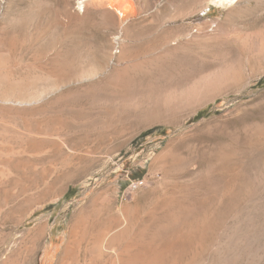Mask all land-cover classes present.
I'll use <instances>...</instances> for the list:
<instances>
[{
	"label": "rangeland",
	"instance_id": "1",
	"mask_svg": "<svg viewBox=\"0 0 264 264\" xmlns=\"http://www.w3.org/2000/svg\"><path fill=\"white\" fill-rule=\"evenodd\" d=\"M211 1L0 0V264H264V0Z\"/></svg>",
	"mask_w": 264,
	"mask_h": 264
},
{
	"label": "bare ground",
	"instance_id": "2",
	"mask_svg": "<svg viewBox=\"0 0 264 264\" xmlns=\"http://www.w3.org/2000/svg\"><path fill=\"white\" fill-rule=\"evenodd\" d=\"M240 0H212L211 3L222 9H228L238 3ZM107 6L109 8H113L115 4V0H106ZM120 3L123 4V8H120L121 11L119 14V18L121 23L126 22L130 17L134 15V9L131 6L129 0H120ZM122 7V6H121ZM114 9V8H113Z\"/></svg>",
	"mask_w": 264,
	"mask_h": 264
},
{
	"label": "built area",
	"instance_id": "3",
	"mask_svg": "<svg viewBox=\"0 0 264 264\" xmlns=\"http://www.w3.org/2000/svg\"><path fill=\"white\" fill-rule=\"evenodd\" d=\"M77 3L79 5V7H82V3H80V2H77ZM143 185H144V181H142V180L130 181L125 193L127 195H130V194L136 192L137 190H139Z\"/></svg>",
	"mask_w": 264,
	"mask_h": 264
},
{
	"label": "trees",
	"instance_id": "4",
	"mask_svg": "<svg viewBox=\"0 0 264 264\" xmlns=\"http://www.w3.org/2000/svg\"><path fill=\"white\" fill-rule=\"evenodd\" d=\"M200 115H198V117H199ZM71 191H70V189L67 191V193L65 194V196H64V199H68V194L70 193Z\"/></svg>",
	"mask_w": 264,
	"mask_h": 264
}]
</instances>
